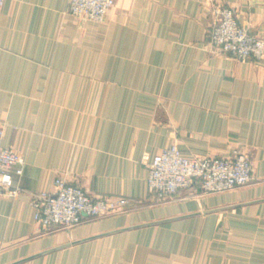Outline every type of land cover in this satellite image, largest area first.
Returning <instances> with one entry per match:
<instances>
[{"label": "crops", "instance_id": "obj_1", "mask_svg": "<svg viewBox=\"0 0 264 264\" xmlns=\"http://www.w3.org/2000/svg\"><path fill=\"white\" fill-rule=\"evenodd\" d=\"M68 1L0 8L2 145L26 158L20 196L0 198V264H264V61L206 40L215 2L264 36V0H116L104 23ZM174 144L187 158L244 148L256 181L158 204L148 165ZM57 177L140 205L43 232L30 199Z\"/></svg>", "mask_w": 264, "mask_h": 264}, {"label": "built area", "instance_id": "obj_2", "mask_svg": "<svg viewBox=\"0 0 264 264\" xmlns=\"http://www.w3.org/2000/svg\"><path fill=\"white\" fill-rule=\"evenodd\" d=\"M5 2L0 0V8ZM115 6V0H69L67 13L81 20L104 23ZM211 13L213 22L206 33L211 51L239 62L264 61V36L249 33L234 7L215 2ZM4 136V128H0V197L15 200L22 192L16 186V177L23 175L26 158L14 148H5ZM148 167V190L158 204L172 202L188 189L202 197L246 187L256 181L252 157L244 148H236L223 156L187 158L174 144L155 156ZM30 205L36 224L48 231L70 230L86 222L128 212L140 204L122 196H93L81 185L57 177L54 190L33 194Z\"/></svg>", "mask_w": 264, "mask_h": 264}, {"label": "rangeland", "instance_id": "obj_3", "mask_svg": "<svg viewBox=\"0 0 264 264\" xmlns=\"http://www.w3.org/2000/svg\"><path fill=\"white\" fill-rule=\"evenodd\" d=\"M116 1V0H115ZM69 2V1H68ZM236 9V8H235ZM237 10V9H236ZM111 12H112V10H111ZM110 12V13H111ZM110 13H109V15H110ZM237 14H238V12H237ZM109 15H108V17H109ZM108 17H107V19H108ZM238 17H239V15H238ZM240 19V18H239ZM241 21V20H240ZM106 22V21H105ZM241 23H243V22H241ZM244 24V23H243ZM245 25V24H244ZM248 28V27H247ZM19 177H16V180L18 179ZM67 183H69V182H67ZM70 184H72V183H70ZM0 198H2V197H0ZM40 226V225H39ZM40 228H41V226H40ZM58 229V228H57ZM41 230L43 231V232H46V231H44L42 228H41ZM61 230H67V229H63V228H61ZM69 230V229H68ZM49 231V230H48Z\"/></svg>", "mask_w": 264, "mask_h": 264}]
</instances>
